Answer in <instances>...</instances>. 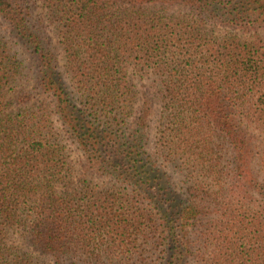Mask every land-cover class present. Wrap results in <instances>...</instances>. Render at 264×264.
Masks as SVG:
<instances>
[{"label": "trees", "instance_id": "16d2710c", "mask_svg": "<svg viewBox=\"0 0 264 264\" xmlns=\"http://www.w3.org/2000/svg\"><path fill=\"white\" fill-rule=\"evenodd\" d=\"M0 18L46 94L10 110L23 69L0 37V264H264V0H0ZM71 149L106 183L74 182Z\"/></svg>", "mask_w": 264, "mask_h": 264}, {"label": "rangeland", "instance_id": "374dc122", "mask_svg": "<svg viewBox=\"0 0 264 264\" xmlns=\"http://www.w3.org/2000/svg\"><path fill=\"white\" fill-rule=\"evenodd\" d=\"M258 36L264 37V30L259 31ZM253 32H243L240 30L238 32V36L244 38H253ZM0 37L4 38L8 41L13 50L16 52L17 56L22 62V75L18 78L12 89L6 93L5 101L9 103L10 110L17 111L20 109L28 108L45 99L46 94L42 91L39 86V76L40 69L39 63L36 55L32 52V50L25 44V42L16 34L12 25L0 18ZM55 46V42L53 44ZM55 51H57L59 56V72L61 73L62 78L67 82L66 75L63 70V59L58 47H56ZM62 69V70H61ZM136 88L140 93V97L142 96L145 99L150 101L152 106L153 115L150 119V127L146 131V149L148 152L153 151L155 134H156V122L159 118V113H157L158 102L154 97V92L151 88H149V84L147 81L136 82ZM71 160V166L73 168V181L78 182L82 179H86L90 181L92 184L103 185L107 180L100 178L98 174L88 170L86 164L84 163V159L79 152L73 151L72 149L69 152V161ZM175 180L174 176H172ZM179 178V176H175ZM173 189V188H172ZM178 191V190H177ZM16 245L22 250H28L35 256H38L37 252L33 251L32 248L27 247L26 244L22 241H17ZM44 264H52L49 258H41ZM42 264V263H40Z\"/></svg>", "mask_w": 264, "mask_h": 264}]
</instances>
